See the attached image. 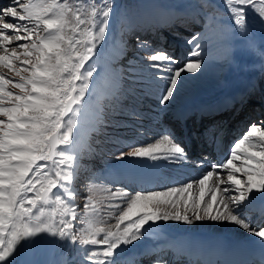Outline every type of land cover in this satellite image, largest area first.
I'll list each match as a JSON object with an SVG mask.
<instances>
[{
    "label": "snow or ice",
    "instance_id": "obj_1",
    "mask_svg": "<svg viewBox=\"0 0 264 264\" xmlns=\"http://www.w3.org/2000/svg\"><path fill=\"white\" fill-rule=\"evenodd\" d=\"M223 2L234 30L248 31L249 9L264 25V0ZM112 10L111 4L74 5L69 0L0 4V69L12 73L0 72V264H15L21 248L50 242L45 238L70 240L82 253L81 264H116L122 247L161 221L232 223L264 242V225L254 227L245 212L257 205L264 209V121L251 123L225 160L213 163L198 180L165 191L136 192L126 206L109 205L123 208L114 228L90 218L96 209L90 196L83 204L89 218H81L76 203L80 157L74 140L96 73L91 62L105 41ZM199 38L196 33L187 41L193 47L184 61L136 38L137 49L153 53L141 59L148 61L161 106L175 98L187 75L202 70ZM183 157V147L169 133L155 143L121 151L117 158L183 162ZM203 165L201 160L197 166ZM225 171L226 179L220 175Z\"/></svg>",
    "mask_w": 264,
    "mask_h": 264
},
{
    "label": "rangeland",
    "instance_id": "obj_2",
    "mask_svg": "<svg viewBox=\"0 0 264 264\" xmlns=\"http://www.w3.org/2000/svg\"><path fill=\"white\" fill-rule=\"evenodd\" d=\"M86 1L89 3H86ZM116 1L69 0V3L74 5L80 2H83L85 5H91L93 2L97 5L102 4L105 6L111 4L113 9L105 41L98 55L91 62L96 67V73L91 85L90 95L86 98V102L88 99H91L96 110L93 114H90L89 111L86 112L87 103H85L83 110L78 116L79 121L82 114L86 115L88 113L92 115L91 127H83L81 131L76 130L74 140L80 157L77 161L78 178L76 183V187L80 192V195L76 198V203L80 206L78 212L81 214L82 219L86 220L89 218L84 216L83 204L84 197L90 196L96 206L94 214L90 218L96 221H103L104 226H113V228L117 223L116 217L123 208L115 209L109 207V205L123 204L126 206L127 199H130L136 192L127 189L123 190L121 185L117 184L120 183L119 181L115 183L113 180L109 181L108 179H111L112 175H118L109 166L121 165L123 162L133 159H118L117 157L121 151L124 153L130 152L134 147H143L162 137L158 134L151 141L141 143L139 146L134 144V141L128 139L130 135H135V132L128 130L127 127L129 129L134 127L130 122L135 121L138 123V121L130 118L135 115L132 107L134 105L139 107L138 101H143L145 96L151 98L148 104L143 103L141 114L144 111L153 112V117L155 116V119H157L161 111L160 114L163 117L168 114L166 112L167 107L172 108L176 100L192 96L187 102L189 103L196 96L200 86L205 84L206 81H208V86L215 87L220 85L231 71L232 63L234 65L236 63V67H241L253 51H257L255 55L262 54L261 59L257 58L255 61V69L259 75V65L263 68L262 75L264 80V25L258 22V17L252 9L248 10V31L241 33L234 30L229 12L223 0H135L136 5H130V7H133L132 13L122 10L120 12L116 7ZM7 2L8 0H0V4H6ZM178 8L182 9V15L179 16L182 21L178 25L183 29H172L169 24L174 21H166L164 23L168 28L173 30L170 33L175 38L171 45H167L168 49L163 47V43L161 46L160 44L153 45L148 32L144 36L140 35L139 31L141 29L139 27H141L142 23L146 25L145 27L150 22L154 25L155 18H157L159 24H161L166 16L164 15L165 12H168L169 15L172 9ZM169 17L167 16V18ZM191 20L194 21L193 24H185ZM121 22L124 24L123 26L122 24L120 25ZM116 24L120 28H117ZM150 29L153 30L152 25H150ZM196 33H199L200 38L198 42L202 45L201 50L203 55L201 56V60L203 61V68L197 75H187L176 92L175 98L166 106H161L158 102V95L154 96L158 92V88L156 87V82L151 78L150 70L146 67L148 61L141 59L153 53L152 51L137 49L136 38L139 37L142 41H148L152 50L164 49L181 61H184L187 53L193 47L187 41ZM224 33L226 34V38L224 37ZM232 39L235 40V43L231 42ZM154 41L158 43L156 39ZM12 46L14 45L9 47ZM178 47H180L182 52L179 51L177 54ZM0 72H3L6 76H12V73L8 72L7 69H0ZM96 88H98L99 92L97 96H95L97 93ZM154 88L157 89L155 90ZM97 97H101L102 99L97 101ZM146 97L145 99L148 101ZM146 100L144 101L146 102ZM124 101L131 103L132 106L124 103ZM99 105L105 109L99 111L97 109ZM137 110L140 111L139 109ZM155 112L157 113L156 115H154ZM95 114H98V118L95 117ZM142 116L144 117L143 114ZM152 122V120L148 121L147 119L146 121H141L139 126L141 127L143 124H150ZM144 133L149 132L145 130ZM109 163L115 164L108 166ZM159 172H162V170ZM221 173L227 174L226 171ZM104 175L107 181L104 179ZM163 188L152 191H165L170 187ZM113 193L117 195L113 196ZM125 193H127V196L124 195ZM80 226L84 227L85 225L81 224ZM45 239L50 242H38L33 245H26L23 248L24 251H19L20 260L18 259L16 264H25L24 256L30 258L29 264H59L60 254L72 248L68 264H71V262L73 264H81L82 253L74 251V248H78V246H73L70 240L63 241L59 238ZM44 250L45 252H43ZM28 252L32 257H30ZM74 257L80 259L74 260ZM119 259L117 258L116 260ZM116 264H122V262L116 261Z\"/></svg>",
    "mask_w": 264,
    "mask_h": 264
},
{
    "label": "bare ground",
    "instance_id": "obj_3",
    "mask_svg": "<svg viewBox=\"0 0 264 264\" xmlns=\"http://www.w3.org/2000/svg\"><path fill=\"white\" fill-rule=\"evenodd\" d=\"M155 39L158 42L157 36L155 37ZM171 41L172 40H169L167 42L168 46L171 44ZM180 52L182 51L180 50ZM256 53L257 51L251 52V56L249 54L247 61L244 64H242L241 67L239 66L236 67V63L235 65L232 63L231 71L220 85H217L215 87L208 86V81H206L205 84L200 86L196 96L192 100H190L189 103L186 104L187 108H189L190 114L196 111L197 109L199 110V112L196 114V116H198L195 119L196 125H199L201 123L200 119H204L203 117L204 109L206 110L210 109L211 111L214 110V113L217 114L218 116L221 115L226 117V115L224 114H227L232 120H234L238 116V113H236V109L238 108V105L235 106L234 108L232 107L237 103L242 104L243 101L246 99L245 95L251 93V87L249 85L250 81L253 80L255 76L256 77L258 76V72L255 69V64H256L255 61L257 60V58L261 59L262 57V54L255 55ZM260 75H261V71H260ZM262 84L264 87V83ZM238 86L244 87L245 89L242 91L244 92L243 93L244 95H242V97L236 102L234 98L231 97V94H234V92L232 91H234ZM96 91L97 93L95 94V96H97L99 93L98 88H96ZM261 97H264V93H262ZM91 101H92L91 99H88L86 102L87 103L86 112L89 111L90 114H93L96 108ZM143 103L147 104V100L146 102L144 101ZM248 104L249 102L246 99L244 105H248ZM152 113L153 112H149V111H144L142 113L144 115V118H147L148 121L152 120L153 122L150 124L141 125V127H143L146 130V132L149 133H139V135L136 136L137 142L151 140L152 138L157 137V133L159 131L167 135L169 133L171 134L175 133L176 130H181L183 128L185 129L184 124L175 126L173 121H171L168 118L162 117L160 112L159 115L157 116V119H155L156 118L155 116L153 117ZM156 114L157 113L155 112L154 115ZM243 115L244 113L241 112L240 117L242 118V122L244 121ZM260 116H263V114ZM229 117H227V119H229ZM91 120H92V115H89L88 113L86 115L82 114L81 118L79 119L77 131H81L83 127H91ZM164 126L171 127L172 128L171 131L168 132L167 130H165L163 128ZM183 138L186 139L187 141L192 140L184 135V137H180L181 139V143H180L178 140H176V137H174L175 142H177L184 149V157L182 158L183 162H177L176 159H163V160L159 159L155 161H150L149 159L146 158L143 159L133 158L132 160L123 162L121 165L117 164V165L109 166L111 167V170L113 172H117L118 175L116 176V174L113 173L114 176L116 177L112 175V177H110L111 179L108 180L109 181L113 180L114 183L119 181L124 186L130 189L137 190L135 192H147L152 190H158V189L150 188L149 190L145 191L149 186H153V185L164 186L168 183H171L172 185L168 187H174V186L180 187L183 185V183H188L189 181L198 180L199 178H201L203 174L211 170V165L216 162L211 158V155L210 157L206 155V159L204 160L203 167H198L197 165L200 161L199 162L197 160L194 161L190 156L191 153L186 152V149L184 148V144L182 142ZM155 141L153 143H155ZM159 167H164L166 169L165 170L166 172L163 171L159 172L161 170ZM193 171L195 173L192 175L190 172ZM220 175L226 179L227 176L226 173L225 174L220 173ZM134 182H137L136 183L137 185H134ZM211 186H213L212 178H210L209 181V187ZM138 187L139 189H142V191H139L137 189ZM160 189H164V188H159V190ZM192 191L194 195L198 193V188L196 185H194ZM256 207H260V206L257 205ZM256 207L252 208L251 210L245 209V212L252 214ZM179 210L183 211L182 204H180ZM249 218L252 222V225L254 222L260 221L259 213L256 214L255 218H252V215L249 216ZM186 230H194L197 231L199 234L220 235V236L233 235L239 237L249 234L248 232L241 229L239 226L226 222L221 223V222H213L210 220H203V221H196L193 224L189 225L177 221H168V222L161 221L156 224H151L147 226L142 239L138 240L137 242H134L131 245L122 247L119 250V254L117 255L116 259L120 258L119 260H121L126 264H139V263L152 264L147 260L148 257H150L149 255L161 251L167 254L168 252H173L176 248H179L183 243L181 235H183ZM23 248H21L19 251L21 250L24 251ZM74 249H75L74 251L80 252L78 248H74ZM71 250L66 252L64 251L60 254L59 264L69 263V259L71 258ZM19 251L15 256V264L17 263L18 259L20 260ZM25 251L27 252V250ZM43 252H45V250ZM28 254L30 255V257H32L29 252ZM142 258H144L143 262L140 261ZM165 259H166L165 257H162L160 259L158 258L156 259L157 262L154 264H163L165 262ZM24 261L25 264H29L30 258L28 256H24ZM167 264H177L176 255H173L172 258L168 260Z\"/></svg>",
    "mask_w": 264,
    "mask_h": 264
},
{
    "label": "trees",
    "instance_id": "obj_4",
    "mask_svg": "<svg viewBox=\"0 0 264 264\" xmlns=\"http://www.w3.org/2000/svg\"><path fill=\"white\" fill-rule=\"evenodd\" d=\"M96 1H99V0H96ZM128 1L130 0H123V4H126ZM83 3V2H82ZM86 3H89L88 1H86Z\"/></svg>",
    "mask_w": 264,
    "mask_h": 264
}]
</instances>
